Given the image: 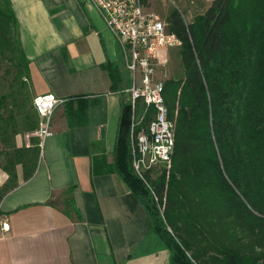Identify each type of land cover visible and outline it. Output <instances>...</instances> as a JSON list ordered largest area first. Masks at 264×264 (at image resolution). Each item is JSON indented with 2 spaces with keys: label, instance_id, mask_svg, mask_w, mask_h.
Returning <instances> with one entry per match:
<instances>
[{
  "label": "trees",
  "instance_id": "16d2710c",
  "mask_svg": "<svg viewBox=\"0 0 264 264\" xmlns=\"http://www.w3.org/2000/svg\"><path fill=\"white\" fill-rule=\"evenodd\" d=\"M167 20L182 40L183 73L167 80L164 91L176 126L175 151L169 165L160 167L161 175L151 176L160 199L165 198V220L132 169L131 124L134 114H144L141 100L134 114L131 104L123 106L109 171L145 204L153 222L148 241L155 237L169 250L170 264H264V0H214L190 24L179 10ZM6 52L13 55L10 61H18L19 77L28 80L17 17L11 0H0V55ZM104 68L112 90L124 89L119 66ZM20 98L14 97L18 115L11 111L0 117V141L6 147L10 138L37 126L36 114L24 111L27 96ZM73 100L67 107L70 125L84 112L74 111ZM11 149L4 167L9 181L0 189V201L16 185L15 156L24 168L28 162L29 179L40 155L38 141L32 148ZM65 193L74 207L73 189Z\"/></svg>",
  "mask_w": 264,
  "mask_h": 264
},
{
  "label": "crops",
  "instance_id": "0c3cea01",
  "mask_svg": "<svg viewBox=\"0 0 264 264\" xmlns=\"http://www.w3.org/2000/svg\"><path fill=\"white\" fill-rule=\"evenodd\" d=\"M11 3L34 97L53 93L64 103L33 176L25 178L28 162L24 168L19 157L13 160L16 185L0 201V264H170L169 250L148 241L153 222L145 204L109 171L126 103V87L113 91L104 68L119 66L126 83L113 34L88 0ZM70 99L74 111H84L74 125L67 117ZM28 132L10 138L9 147L0 141V189L9 181L4 167L11 146L37 142ZM70 188L74 207L67 204Z\"/></svg>",
  "mask_w": 264,
  "mask_h": 264
},
{
  "label": "built area",
  "instance_id": "2783aa9c",
  "mask_svg": "<svg viewBox=\"0 0 264 264\" xmlns=\"http://www.w3.org/2000/svg\"><path fill=\"white\" fill-rule=\"evenodd\" d=\"M88 1L95 6L116 39L124 65L132 77V86L125 88L122 93L130 95L133 114L137 102L141 100L145 104L142 117H151L147 128L138 131L141 118L133 115L130 153L134 174L142 180L159 205L161 199L151 176L153 169L169 164L172 160L175 151V122L169 118L164 96L168 79L162 78L158 71L167 67L169 51L181 48L182 40L169 29L166 20L146 9L143 0ZM63 103L64 100L53 93L34 98L37 126L27 137L37 139L40 148L52 136L53 117L57 107ZM2 230L6 231L7 227L3 226Z\"/></svg>",
  "mask_w": 264,
  "mask_h": 264
},
{
  "label": "rangeland",
  "instance_id": "374dc122",
  "mask_svg": "<svg viewBox=\"0 0 264 264\" xmlns=\"http://www.w3.org/2000/svg\"><path fill=\"white\" fill-rule=\"evenodd\" d=\"M214 0H143L144 6L150 12H154L158 14L162 19L167 20L169 13L173 10H179L183 15L184 19L188 24L192 23L195 17L199 14L204 13L212 4ZM169 23V22H168ZM181 48L173 49L169 51L168 58L169 63L167 67H162L159 69V75L166 79H170L172 77L179 76L183 73V68L181 64V57L179 55V51ZM7 56L3 57L0 55V117H7L10 115L11 111H14L15 115H18V110L15 106L14 97L20 98L21 100L27 96L26 106L24 107V111H29L34 113L33 109V100L34 93L31 86L30 78L26 80V78L19 77V65L18 61H10V56H13L11 53L6 52ZM122 57V55H121ZM122 63L124 65L123 57ZM125 70V87L130 88L132 86L133 80L131 75L129 74L127 68L124 65ZM9 93H13V96H9ZM7 94V96H5ZM125 101L130 104V95L125 93ZM34 115V114H33ZM151 120L150 116L141 117L140 125L138 126V131L145 130L147 128L148 122ZM20 121V117H19ZM20 130L23 128L22 125L18 127ZM176 130V126H175ZM26 137V136H25ZM131 137V132H130ZM131 140V139H130ZM169 164L158 166L152 171V176L157 179L161 172L160 167H167ZM166 196V194H165ZM165 199V198H164ZM163 199V200H164ZM160 200V199H159ZM163 200H160L159 205L156 203L162 218L165 220L163 214ZM173 214L170 213L169 220L172 221ZM171 218V219H170ZM171 226H174L170 223ZM174 228V227H173ZM150 241H157V238L153 237ZM161 244V243H159ZM163 245V244H162ZM191 254V253H190ZM212 254H215L212 252Z\"/></svg>",
  "mask_w": 264,
  "mask_h": 264
}]
</instances>
